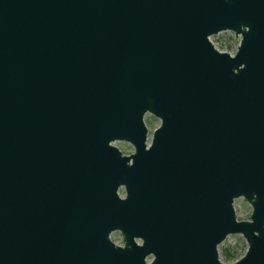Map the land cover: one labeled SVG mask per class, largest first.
Here are the masks:
<instances>
[{"label": "water", "instance_id": "water-1", "mask_svg": "<svg viewBox=\"0 0 264 264\" xmlns=\"http://www.w3.org/2000/svg\"><path fill=\"white\" fill-rule=\"evenodd\" d=\"M0 264H264V0H0Z\"/></svg>", "mask_w": 264, "mask_h": 264}, {"label": "rangeland", "instance_id": "rangeland-1", "mask_svg": "<svg viewBox=\"0 0 264 264\" xmlns=\"http://www.w3.org/2000/svg\"><path fill=\"white\" fill-rule=\"evenodd\" d=\"M213 47L229 55H233L232 42L230 32H225L220 39L213 45ZM145 126L148 130V140L151 137L152 131L157 128L159 121L157 119L144 120ZM119 151L124 155H128V146L127 143H120L114 145ZM119 195L122 196V191H119ZM237 204V213L238 215L245 217L246 215L250 216L251 208L248 203L240 198L235 200ZM112 235H115V241H120L123 236L119 232H114ZM221 245V254L225 257V252L229 253L230 257L228 260L235 261L240 255H244L247 249L245 240L240 235H231L226 237V239L220 244ZM226 258V257H225ZM227 259V258H226Z\"/></svg>", "mask_w": 264, "mask_h": 264}, {"label": "trees", "instance_id": "trees-1", "mask_svg": "<svg viewBox=\"0 0 264 264\" xmlns=\"http://www.w3.org/2000/svg\"><path fill=\"white\" fill-rule=\"evenodd\" d=\"M224 255H225V257H226L227 259H229V257H230V256H229V255H230L229 253L225 252Z\"/></svg>", "mask_w": 264, "mask_h": 264}, {"label": "built area", "instance_id": "built-area-1", "mask_svg": "<svg viewBox=\"0 0 264 264\" xmlns=\"http://www.w3.org/2000/svg\"><path fill=\"white\" fill-rule=\"evenodd\" d=\"M120 241H124L123 238Z\"/></svg>", "mask_w": 264, "mask_h": 264}]
</instances>
